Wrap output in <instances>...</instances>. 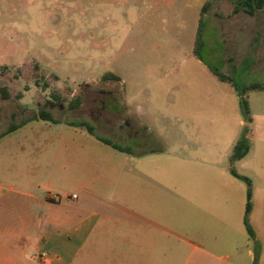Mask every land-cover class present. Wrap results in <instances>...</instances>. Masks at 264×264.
<instances>
[{
    "label": "rangeland",
    "instance_id": "obj_1",
    "mask_svg": "<svg viewBox=\"0 0 264 264\" xmlns=\"http://www.w3.org/2000/svg\"><path fill=\"white\" fill-rule=\"evenodd\" d=\"M210 68L239 89L264 84V9L253 14L235 11L232 0H0V87L6 92L0 93V135L46 110L58 121L47 122L58 131L68 133L66 122L84 120L96 134L113 140L117 107L126 106L137 124L150 126L151 142L145 147L172 150L167 162L183 174L177 186H192L197 180L191 172L194 163L175 157L180 151L172 137L158 135V127L172 129L163 117L169 111L182 122H222L215 130L218 144L207 159L228 174L235 162H230L232 146L225 156L221 147L234 130L237 139L247 126L245 159L257 158L256 167L264 169V90L244 93L250 116L246 122L234 86L219 80ZM118 89L124 90L121 102L113 96ZM27 123L10 138H31L28 131L36 129V120ZM185 147L182 153L192 158V149ZM10 159L0 154V164ZM249 165L240 171L253 174L255 166ZM212 175V183L205 184L223 183L216 170ZM177 193L171 214L190 236L195 211L191 204H198L200 195L181 188ZM249 247L256 256L252 264H257L258 246L250 242Z\"/></svg>",
    "mask_w": 264,
    "mask_h": 264
},
{
    "label": "crops",
    "instance_id": "obj_2",
    "mask_svg": "<svg viewBox=\"0 0 264 264\" xmlns=\"http://www.w3.org/2000/svg\"><path fill=\"white\" fill-rule=\"evenodd\" d=\"M113 96L121 102L124 90H114ZM125 107H117L113 140L108 139L134 146L126 152L83 127L69 126L67 133L40 119L36 129L29 128V139L10 138L19 128L0 136V154L11 158L0 164V264H252L256 256L242 221L246 187L207 159L222 122H182L164 112L172 129L161 125L158 135L174 139L180 151L175 157L192 161L197 179L178 187L183 174L167 162L172 150L145 147L151 142L150 126L137 124ZM233 132L221 147L223 156L237 140ZM185 145L192 158L182 153ZM245 157L234 168L252 183L248 219L258 243L257 264H264V169L256 167L257 158L249 162ZM141 161L144 166L136 168ZM249 163L253 174L242 173ZM215 170L223 183L205 184L212 183ZM180 188L200 195L198 204H191L190 236L171 214ZM220 249L227 253L219 255Z\"/></svg>",
    "mask_w": 264,
    "mask_h": 264
},
{
    "label": "trees",
    "instance_id": "obj_3",
    "mask_svg": "<svg viewBox=\"0 0 264 264\" xmlns=\"http://www.w3.org/2000/svg\"><path fill=\"white\" fill-rule=\"evenodd\" d=\"M234 2V10H242L248 14H253L256 10L258 9H264V0H232ZM205 7L203 6L202 10H204ZM200 27H201V20L199 21L198 24V29H197V36H196V44L199 43V35H200ZM211 72L221 81H228L231 82L232 85L234 86V89L236 90L237 94H238V106H239V110L241 113V116L243 117V119L246 122H250V116L248 113V104L246 99L244 98V93L247 90H264V84H260V83H251L245 87H243L242 89H239L236 87L235 83L232 82V80L226 76H224V74L220 73L218 70L210 68ZM113 79H118L116 76H112ZM0 93L2 94V96H6V92L4 88L0 87ZM43 120V121H48V122H52V123H57L58 121L55 120L48 111L46 110H39L36 114V116L28 119L25 122H22L19 125H11L8 127V129L0 136H3L7 133L12 132L13 130L17 129L18 127L24 125L27 122H30L32 120ZM68 125L70 126H74V127H83L86 129V131L95 136L99 141L111 146L114 149H117L119 151H128V148L126 147H122L116 144H113L109 139L101 137L99 135H97L94 132V126L90 123H88L87 121L84 120H73V121H68L66 122ZM246 133H247V126H245L236 142L234 143V146L232 148V152L230 154V162L233 163L234 161L241 159L242 157H244L246 155V153L248 152L249 149V141L246 137ZM230 173L242 180L243 182H245L246 184V203H245V209H244V214H243V225L246 231L247 236L252 240V242L255 244V246H258V243L255 240V235H254V231L252 229V227L249 224V219H248V215H249V211H250V207H251V203H250V198H251V181L249 178H247L244 175L238 174L233 167L230 168Z\"/></svg>",
    "mask_w": 264,
    "mask_h": 264
}]
</instances>
